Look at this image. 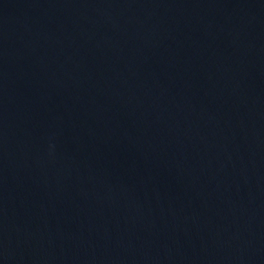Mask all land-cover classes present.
<instances>
[{
  "label": "water",
  "instance_id": "95a60500",
  "mask_svg": "<svg viewBox=\"0 0 264 264\" xmlns=\"http://www.w3.org/2000/svg\"><path fill=\"white\" fill-rule=\"evenodd\" d=\"M0 264H264V0H0Z\"/></svg>",
  "mask_w": 264,
  "mask_h": 264
}]
</instances>
